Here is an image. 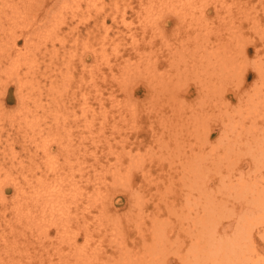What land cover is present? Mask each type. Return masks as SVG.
<instances>
[{
	"label": "rangeland",
	"instance_id": "rangeland-1",
	"mask_svg": "<svg viewBox=\"0 0 264 264\" xmlns=\"http://www.w3.org/2000/svg\"><path fill=\"white\" fill-rule=\"evenodd\" d=\"M249 1L48 0L29 17L35 29L29 41L22 25L12 28L21 36L16 47L0 28V264H120L123 250L144 253L143 237H154L157 219V225L164 224V237L175 240L169 264H186L179 255L187 253L188 237H194L191 216L211 209L201 204L209 188L188 186L193 176L183 164H189L190 148H201L196 157H205L201 173L218 190L232 164L250 159L246 131L264 128L257 98L245 103L261 94L252 60H262L264 73V42L252 29L255 22L264 28V0ZM251 11L256 21L247 24ZM22 14L29 16L25 10ZM4 15L0 4L1 22ZM232 19L245 23L246 31L250 27V41L243 44L251 55L234 58L235 66L216 74L217 33L229 37L223 24L229 27ZM177 46L181 52L175 56L171 51ZM169 58L171 71L181 72L185 85L168 74ZM207 62L211 72L203 74ZM203 82L209 86L201 92ZM240 96L244 104L236 107ZM224 127L244 132L243 139L233 141V132L222 135ZM171 129L183 138L176 134V140ZM221 139L215 158L212 148ZM175 142L182 148L173 149ZM48 196L52 202L43 210ZM186 196L193 199L188 207ZM233 211L228 219L220 215L222 225H236ZM206 222L203 231L211 229V219ZM262 248L258 244L257 258L264 264ZM254 254L247 252L242 264H251Z\"/></svg>",
	"mask_w": 264,
	"mask_h": 264
},
{
	"label": "bare ground",
	"instance_id": "bare-ground-1",
	"mask_svg": "<svg viewBox=\"0 0 264 264\" xmlns=\"http://www.w3.org/2000/svg\"><path fill=\"white\" fill-rule=\"evenodd\" d=\"M61 1H64V0H61ZM47 2H48V0H0L1 12H3V14H5L2 22L0 21V28L1 27L3 28V26H4L3 30L4 29L5 30L3 31V33L7 37L8 43H9V40L13 38V40L11 41V45L13 44L15 47L18 45V43L21 39L20 38L21 36H19V34L16 35L17 30L14 29V31H15L14 32L12 28L17 27V26H21V25H22L21 28L23 29V33H22L23 38L25 40H28V41L31 39V36H32L31 33L34 32L35 29H32L33 25H31V23L32 24H34V23L31 21V19L29 17L37 16L35 14L34 8L37 10H43V8ZM249 2L254 3L251 0ZM249 2L246 3L247 5L245 4L246 8H247V6H249L248 5ZM252 3H250V4H252ZM215 7H216V9H215L216 14L220 15L219 14L220 9L217 8V5ZM250 7H252V6H250ZM23 10H25L26 13L29 15L28 17L25 15L24 16L20 15V13L22 14ZM204 10H205V8H204ZM252 12L253 11H251V15L253 17H251L249 19L246 16V19H249L247 24H252L256 21V20L255 21L251 20V19H254V17H257L256 13L252 14ZM247 13H249L248 10H247ZM48 15H49V10L44 12L43 16H45V17H42L41 19L45 20L46 16H48ZM18 16H20L22 18L18 19ZM250 16H248V17H250ZM0 19H1V17H0ZM28 19H30V22L28 21ZM226 22L229 24L228 21H224L223 23H226ZM231 22L232 23L229 25V27H227L226 24L222 23L223 25H225L224 27L227 30V33L229 32V37L226 38L223 34L217 33V35L220 37L217 38L218 43H216L214 45L216 52H217V53H215V58L218 59L217 63L219 64L217 71L215 70L216 74H219V72H221L222 69L229 68V70H230V66H235L234 58H240V55H242V57H244V58L249 57L251 55L249 52L250 48H247V43L243 44V42H249L250 41V38H247V32L250 29V27L247 26V31H246V27L244 28V26H243L245 23L243 24L241 22L238 24V23H236L235 19H232ZM255 23H256V25H254V26H256V27L252 28V29L258 33H261V35H262L261 41L264 42V28H262L263 30H261L258 27V26H260L259 23H257V22H255ZM24 32H28L27 35L24 34ZM251 33H252V31H251ZM131 34H132V32H131ZM233 40H235L236 42L238 41V42L242 43L243 45L240 44L241 46L237 47L238 42L236 45L230 44L233 42ZM180 44H182V43H180ZM226 44L228 46H226ZM254 46H255V48H257L256 44L253 45V47ZM250 47H251V45H250ZM253 47H251V48H253ZM221 48L223 49V51H220ZM235 49H239V52L237 50L234 51ZM178 50H179V48L177 46L174 48V51H171V52H174V55L176 56L179 53V52L177 53ZM258 53H259V51L256 49L254 56H258ZM21 55H22V53H21ZM210 58H211V52H206V60L210 61L209 60ZM199 59L203 61V58L199 57ZM173 61L174 60H171L170 58L168 59V64H170L171 67L168 70L167 69L166 70H167L168 74H173V78H175V76H176V78L180 77L179 80H176V81L179 83H183L181 85H185L187 83V81L185 79H182V77L179 75V73L181 74V72H179L177 70L175 72L171 71V69L173 68ZM252 61L258 65V67H257L253 64L254 65L253 69L258 71V74L261 77L260 80H262V82H261L262 86L261 85L259 87L257 86L258 89L259 88L261 89V90L259 89L260 90L259 93H261V94L256 95L255 97H253L254 95L250 96L248 98L247 102L245 101V103L248 104L249 102H251L252 100L257 98L256 103L261 105L264 108V73L262 72L263 69L259 67V63H260L259 61H262V60L258 59V60H252ZM150 65H152V64H150ZM213 65L215 67L217 66V64H213ZM206 66H207V70L205 69L206 68L205 67L203 69V72H204L203 74H208V72H211V67H210L211 63L207 62ZM155 67H156V65H155ZM196 67L197 66L194 64L191 67V69L195 70ZM153 68H154V66H153ZM158 68H159V66H158ZM155 69H157V68H155ZM140 71H142V70H140ZM149 72L151 73L152 77L155 75V73H152V71H149ZM241 72L242 73L246 72L245 67L242 68ZM174 74H175V76H174ZM173 78H167V80L171 82V80H173ZM183 80H185V81H183ZM164 81L167 82L166 80H163L162 83ZM162 83H161V85H158V86L163 89L165 85H163ZM179 83H177V87H180ZM208 83H209V81H208ZM208 83H204V82L201 83V89H200L201 92L204 91V87L207 88L209 86ZM164 84H166V83H164ZM153 87L155 88L154 85H153ZM173 88H176V85ZM187 90H189V86L187 87ZM187 90H186V93H187ZM237 90H238V88H237ZM241 96L239 98V103L236 105V107H242V105L244 104L243 97H241ZM171 117H172V115H171ZM170 120H169V122L172 121V120L171 121ZM253 122H255V120H253ZM169 126H171V125H169ZM254 129H256V128H254ZM252 130L253 129H248L246 131L245 135H247V134H249V135L245 136V138L243 140L244 145H245L244 149L246 151V147H247V151H248L249 156H250V159L247 160L248 163H245L244 165H242L241 163L232 164V167L229 168L230 172H229L228 178L221 183V186H218V188H219L218 190L216 189L217 183L214 184V182H211V186L208 185L206 183V179L208 178L207 174L201 173L205 170V169H203V165H202L205 157H202L199 160L196 158L200 154L201 148L199 147V150L194 146H192L190 148V150L192 152L191 153L192 156H188L186 161H185V162H188L189 164L188 165L183 164V168L187 169V171H184V172L185 173L190 172L191 173L190 175L193 176V179L191 178L192 180L188 186L194 187L195 185L196 186L198 185L201 187H208L210 192L208 191V193L203 197L205 199H203L201 204H202V208L205 205H208L211 207V209L209 211H207L206 208H204V210L203 209L199 210L191 216L192 222L188 225V227L191 228L189 234L193 235V233H194V237H188V239L190 240V246L187 249V253H184L183 254L184 256L179 255V258H180L182 263H186V264H242L243 260L245 258V254L247 252H249V251L251 252L253 250L255 252V254H254V256L250 255L251 264H261V262H259V260H260L259 257L257 258V256L259 255L258 251H257L258 250L257 247H258V244H260L263 246L262 249L264 250V241L262 242V239H261L260 241H258V243H256L255 237H264V169H263V166H264V128L261 131L252 132ZM169 131H170L171 135L174 134L175 137L177 135L179 136V132H177V130L171 129ZM195 131H196V133H195ZM193 132H194L193 136L195 138H198L197 133L199 132V130L196 126H193ZM230 132L235 133V134H233V137H235L233 141H236L238 139H240V140L243 139L244 132L241 133V132L237 131L235 129V127H232V128L224 127L222 135L228 137L230 135ZM179 138H183V136H179ZM175 139L177 140V137ZM245 139H246V141H245ZM173 141H175V140H173ZM164 142H166V141H164ZM178 142L174 143L175 147H173V149L176 150L178 148V146H181V148H182L181 142L180 143H178ZM223 142H224V139H221L218 141L217 144H215L213 146L212 150H214L215 158H216V156L219 155L220 148L223 146ZM228 142H231V141L228 140ZM178 149H180V148H178ZM184 151H183V153H184ZM185 154H186V152H185ZM190 157H192V158L189 159ZM253 162H255V163H253ZM236 169H237V172L240 173L239 177H236V175H237V173L235 171ZM251 172H254V173H251ZM185 173H184V175H185ZM251 174L252 175L254 174V179H252ZM226 186L229 188V190L223 191L222 189ZM0 189H3V188H0ZM205 192H202V193H205ZM202 193L200 195H202ZM223 193L231 194L234 197V199H228L227 200L226 197L223 195ZM189 195H192V194L189 193ZM186 197H187V199H186L185 206H187V204L189 205L190 201L193 200L189 196H186ZM51 202H52V200H51V198H49V196L47 198H45L44 199L45 205L43 206V210H46L48 204ZM195 204H196V202L191 203V205H195ZM51 206H52V204H51ZM233 206H234L233 209L229 208V207H233ZM189 207H190L189 209L193 208V207L191 208V206H189ZM233 210H237V214H238L236 219H235L237 222L236 225L233 227L232 226L233 222H230L227 225H222L221 222L225 221V219H228L229 214L234 212ZM202 211H203V213L200 214ZM220 215H225V217H224L225 219L220 218ZM198 217H200V218H198ZM209 218L211 219V229L209 228V230L205 229L203 231V229L206 228V226L208 224L206 222V220L209 221ZM156 222L158 223V219L154 220V222H153V224H154L153 230H155V231H152L154 233L152 235H154V237H151L150 240H149V237H143L144 240H143L142 246L144 247V250H143L144 253L140 252L138 249L134 250V251H136V252H134V254L129 253L126 250H123V251L121 250L122 251V257L124 260L123 261L120 260V261H122L120 264H143V263H146V264H169V261L167 259H169L168 256L172 253V249H171L170 245H172L175 240L172 237H164L165 234L162 232V230L165 228L163 226L164 224H158L157 225ZM192 226H193V228H192ZM155 227H156V229H155ZM230 229H234V231H232V233L230 232L228 234ZM191 231H193V232H191ZM142 234H143V232H142ZM204 236H206V237H204ZM119 241H121V240H119ZM178 243H179V241H178ZM120 244H121V242H120ZM159 244L161 245V247ZM123 245H120L121 249L124 248ZM178 246H180V245H178ZM124 252H125V255L123 256ZM135 254H137V255H135ZM77 256H78V258L80 257V255H77ZM87 257H88V259L90 257V260H92V259L95 260L94 258L91 259V256H87ZM84 259H82V260H84ZM67 260H68V258H67ZM82 260H81V262H82ZM173 261L170 260V264H174L175 262H173ZM3 263H4V261H3ZM67 263L69 264L71 262H67ZM83 264H84V261H83Z\"/></svg>",
	"mask_w": 264,
	"mask_h": 264
}]
</instances>
